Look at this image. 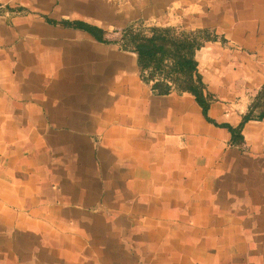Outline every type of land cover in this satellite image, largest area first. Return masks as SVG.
<instances>
[{"label": "crops", "instance_id": "crops-1", "mask_svg": "<svg viewBox=\"0 0 264 264\" xmlns=\"http://www.w3.org/2000/svg\"><path fill=\"white\" fill-rule=\"evenodd\" d=\"M131 22L223 37L217 122L264 86V0H0V264H264V118L154 93Z\"/></svg>", "mask_w": 264, "mask_h": 264}, {"label": "trees", "instance_id": "trees-1", "mask_svg": "<svg viewBox=\"0 0 264 264\" xmlns=\"http://www.w3.org/2000/svg\"><path fill=\"white\" fill-rule=\"evenodd\" d=\"M65 23L95 31L93 25L83 21L66 20ZM220 37L207 27L187 30L174 25L153 24L146 28L141 22H131L122 30L119 41L123 48L137 52L141 77L151 83L154 93L167 94L174 90L191 92L205 118L227 127L231 132V142L241 145L245 140L242 131L245 123L264 118V86L252 98L238 124L220 123L209 115V108L218 97L207 88L199 70L196 52L207 41Z\"/></svg>", "mask_w": 264, "mask_h": 264}, {"label": "rangeland", "instance_id": "rangeland-1", "mask_svg": "<svg viewBox=\"0 0 264 264\" xmlns=\"http://www.w3.org/2000/svg\"><path fill=\"white\" fill-rule=\"evenodd\" d=\"M142 26L148 28L151 25H147V24L142 23Z\"/></svg>", "mask_w": 264, "mask_h": 264}]
</instances>
